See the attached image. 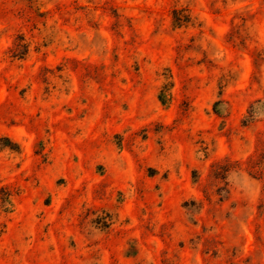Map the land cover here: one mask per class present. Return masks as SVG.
Returning a JSON list of instances; mask_svg holds the SVG:
<instances>
[{"label": "rangeland", "instance_id": "1", "mask_svg": "<svg viewBox=\"0 0 264 264\" xmlns=\"http://www.w3.org/2000/svg\"><path fill=\"white\" fill-rule=\"evenodd\" d=\"M0 139V264H264V0H0Z\"/></svg>", "mask_w": 264, "mask_h": 264}, {"label": "trees", "instance_id": "2", "mask_svg": "<svg viewBox=\"0 0 264 264\" xmlns=\"http://www.w3.org/2000/svg\"><path fill=\"white\" fill-rule=\"evenodd\" d=\"M173 14L175 15V14H176V12H174ZM173 19H174V22L177 20V18L175 19V17H174ZM160 101H162V100L160 99ZM0 141H1V139H0ZM5 141H8V139H7V138H5ZM6 147H8V146H6Z\"/></svg>", "mask_w": 264, "mask_h": 264}]
</instances>
